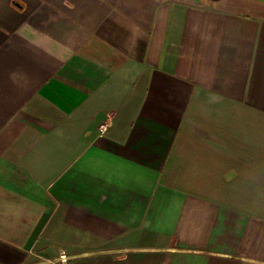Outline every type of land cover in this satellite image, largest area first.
<instances>
[{
	"label": "crops",
	"instance_id": "0c3cea01",
	"mask_svg": "<svg viewBox=\"0 0 264 264\" xmlns=\"http://www.w3.org/2000/svg\"><path fill=\"white\" fill-rule=\"evenodd\" d=\"M0 264H264V0H0Z\"/></svg>",
	"mask_w": 264,
	"mask_h": 264
},
{
	"label": "built area",
	"instance_id": "2783aa9c",
	"mask_svg": "<svg viewBox=\"0 0 264 264\" xmlns=\"http://www.w3.org/2000/svg\"><path fill=\"white\" fill-rule=\"evenodd\" d=\"M109 126H110L109 121H105V122H103V123L99 126V131H100V133H101V134H105L106 131L108 130Z\"/></svg>",
	"mask_w": 264,
	"mask_h": 264
}]
</instances>
